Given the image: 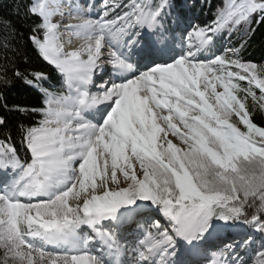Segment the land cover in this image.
<instances>
[{
	"label": "snow or ice",
	"instance_id": "6c2138e0",
	"mask_svg": "<svg viewBox=\"0 0 264 264\" xmlns=\"http://www.w3.org/2000/svg\"><path fill=\"white\" fill-rule=\"evenodd\" d=\"M14 11L28 30L0 16V264H264V62L245 56L264 0H221L187 29L181 0ZM21 41L40 67L25 52L21 70ZM18 84L38 102L9 103Z\"/></svg>",
	"mask_w": 264,
	"mask_h": 264
},
{
	"label": "trees",
	"instance_id": "16d2710c",
	"mask_svg": "<svg viewBox=\"0 0 264 264\" xmlns=\"http://www.w3.org/2000/svg\"><path fill=\"white\" fill-rule=\"evenodd\" d=\"M181 2L185 5V11L187 12L186 24L188 25H186V28H188L193 21H195V24L201 25L211 23L215 15V8L219 6L221 0H208V3L212 5L211 7L204 4V0H181ZM17 3H20V0H0V16L11 19L24 34H27L28 24L23 22L22 15L18 18L14 11ZM232 42L236 43V40L234 39ZM20 43L21 57L17 63L21 66V70H24L26 64L23 55L25 52L27 55L33 57L32 67H40V61L35 57L31 48L26 45L25 41H21ZM245 56L256 62H264V25L256 28V32L251 39L250 46L245 52ZM59 80L60 77L55 76L53 82L58 83ZM38 99V94L34 90L28 89L22 84L16 85V87L8 93L9 103L35 104L38 102ZM257 119L260 120L264 118L257 117ZM19 140L20 136L17 135V142H19Z\"/></svg>",
	"mask_w": 264,
	"mask_h": 264
},
{
	"label": "bare ground",
	"instance_id": "6f19581e",
	"mask_svg": "<svg viewBox=\"0 0 264 264\" xmlns=\"http://www.w3.org/2000/svg\"><path fill=\"white\" fill-rule=\"evenodd\" d=\"M72 39H73V43L76 44V46H79V44L82 43L81 41L77 40L75 37H73Z\"/></svg>",
	"mask_w": 264,
	"mask_h": 264
},
{
	"label": "rangeland",
	"instance_id": "374dc122",
	"mask_svg": "<svg viewBox=\"0 0 264 264\" xmlns=\"http://www.w3.org/2000/svg\"><path fill=\"white\" fill-rule=\"evenodd\" d=\"M193 24H195V21H193Z\"/></svg>",
	"mask_w": 264,
	"mask_h": 264
}]
</instances>
